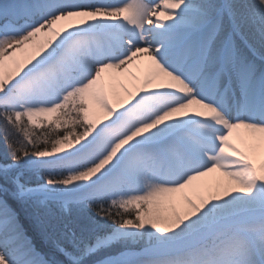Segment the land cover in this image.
Wrapping results in <instances>:
<instances>
[{
  "label": "snow or ice",
  "instance_id": "6c2138e0",
  "mask_svg": "<svg viewBox=\"0 0 264 264\" xmlns=\"http://www.w3.org/2000/svg\"><path fill=\"white\" fill-rule=\"evenodd\" d=\"M0 138V264H264V0H0Z\"/></svg>",
  "mask_w": 264,
  "mask_h": 264
},
{
  "label": "rangeland",
  "instance_id": "374dc122",
  "mask_svg": "<svg viewBox=\"0 0 264 264\" xmlns=\"http://www.w3.org/2000/svg\"><path fill=\"white\" fill-rule=\"evenodd\" d=\"M6 151H7V149H6V146L4 144V141L2 138H0V157H2L6 153ZM7 199H8V201L12 202V205L10 204L12 207L13 206L16 207L17 210H18V208H20V206L17 204V202L12 200L11 197H8ZM23 216L25 217L24 222H25L26 229L33 236H35L34 239L36 240V243L39 245L40 250L43 252V254H45L47 257L49 256L50 257V258L48 257L49 259L59 258L60 260H62L63 257H61L55 251V248L53 247L52 240L51 239H45L42 235L39 234L38 229L34 230L32 228H29L30 227L29 223H32L35 225V222L33 220L29 219L28 217H26L24 213H23ZM20 217H21V214H20ZM49 221H50V223H52L56 226L55 233L53 234L50 232V235H54L55 237L60 238L61 240H63V242L65 244L68 243L67 240H64V232L66 229L68 232H71L72 230L79 231L80 228L83 227V225L80 223V221L77 218L65 217V216L61 215L59 212V209L56 207L52 208L51 216L49 217ZM59 259H57V260H59Z\"/></svg>",
  "mask_w": 264,
  "mask_h": 264
},
{
  "label": "bare ground",
  "instance_id": "6f19581e",
  "mask_svg": "<svg viewBox=\"0 0 264 264\" xmlns=\"http://www.w3.org/2000/svg\"><path fill=\"white\" fill-rule=\"evenodd\" d=\"M17 56L18 57H23L24 56V53L23 52H18L17 53ZM242 131V130H241ZM236 134H234V136H235ZM214 176H218L219 174L218 173H216V174H213ZM208 179H210V178H205V180H208ZM203 181H201V182H198V183H202ZM189 195H193L191 192H189L188 193ZM9 203H12V202H10L9 201ZM13 208L14 209H16V207H14L13 206ZM17 210V209H16ZM19 210V211H18ZM18 212L21 214V217H20V219H21V223L24 225V227H25V229H26V226H25V217L23 216V212L21 211V209L20 208H18ZM28 222V221H27ZM29 225H30V227L29 228H32V229H34V230H37V228H36V226L34 225V224H32V223H29ZM33 225V226H32ZM26 231L28 232V230L26 229ZM28 234H29V236H31L32 238H33V241L36 243V240L34 239L35 238V236H33L30 232H28ZM38 245V244H37ZM39 246V245H38ZM42 254V253H41ZM43 255V254H42Z\"/></svg>",
  "mask_w": 264,
  "mask_h": 264
},
{
  "label": "trees",
  "instance_id": "16d2710c",
  "mask_svg": "<svg viewBox=\"0 0 264 264\" xmlns=\"http://www.w3.org/2000/svg\"><path fill=\"white\" fill-rule=\"evenodd\" d=\"M11 205H12V203H10ZM57 258V257H56ZM57 259H59V258H57ZM60 260V259H59Z\"/></svg>",
  "mask_w": 264,
  "mask_h": 264
}]
</instances>
